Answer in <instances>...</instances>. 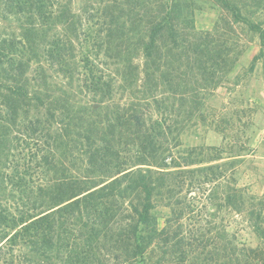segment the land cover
I'll use <instances>...</instances> for the list:
<instances>
[{
	"label": "rangeland",
	"instance_id": "1",
	"mask_svg": "<svg viewBox=\"0 0 264 264\" xmlns=\"http://www.w3.org/2000/svg\"><path fill=\"white\" fill-rule=\"evenodd\" d=\"M59 2L71 9V22L87 35L93 56L101 28H120L132 46L147 38L158 12V0ZM162 2L176 11L170 20L174 31L154 53L155 58L162 55L152 63L153 68L160 64V75L149 74L164 108L153 118H165L174 163L162 186L155 185L154 208L143 232L144 264H264V0ZM3 3L0 39L18 38L23 20L7 14ZM60 24L51 32L53 38L61 32ZM96 59L98 66L104 64L102 56ZM6 70L4 84L21 80ZM9 106L0 94V209L18 215L35 198V193L26 197L25 184L35 188L39 183L32 160V137L38 136L30 130L40 116L31 108L14 123L1 121ZM113 147L126 154L115 141ZM128 200L103 203L108 208L105 245L117 247L120 254L126 243L114 241ZM111 256L109 263L117 264Z\"/></svg>",
	"mask_w": 264,
	"mask_h": 264
},
{
	"label": "trees",
	"instance_id": "2",
	"mask_svg": "<svg viewBox=\"0 0 264 264\" xmlns=\"http://www.w3.org/2000/svg\"><path fill=\"white\" fill-rule=\"evenodd\" d=\"M0 1L7 14L23 20L18 38L0 39V94L12 105L1 121L14 123L31 108L40 116L30 130L38 136L32 137V160L39 183L24 187L26 197L35 193V198L18 215L0 209V264H110L111 255L117 264H144L143 232L154 208L155 185L162 186L174 163L165 118H153L164 108L149 72L160 75V64L153 68L152 63L162 55L155 58L154 53L174 31L170 20L175 9L158 0L147 38L132 46L120 28L103 25L93 56L87 35L80 38V27L71 22L67 4ZM60 21L61 32L53 38ZM102 48L105 53L99 55ZM101 56L100 68L96 58ZM3 69L21 80L4 84ZM113 141L126 154L120 155ZM127 199L114 241L126 243L120 254L117 247L105 245L108 208L103 203Z\"/></svg>",
	"mask_w": 264,
	"mask_h": 264
}]
</instances>
